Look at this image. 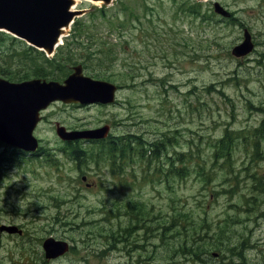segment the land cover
<instances>
[{"label":"rangeland","instance_id":"374dc122","mask_svg":"<svg viewBox=\"0 0 264 264\" xmlns=\"http://www.w3.org/2000/svg\"><path fill=\"white\" fill-rule=\"evenodd\" d=\"M214 1L229 12H236V17L252 29L258 44L252 58L264 64V0L202 2L210 3L213 11ZM146 7L151 11L144 18ZM101 8L103 5L87 0L75 2L71 10L83 12L75 17L55 56L72 54L77 64L87 65V75H97L98 79L109 75L113 80L110 82L120 85L122 91L117 95V104L103 108L52 105L42 114L45 119L36 133L49 153L66 149L56 135L54 123L57 122L68 128L108 125L107 138L111 134L130 133L153 138L167 133L176 137L181 151L192 148L201 155L210 154L209 143L223 134L227 124L237 130L261 125L264 114L253 107L264 106V76L260 74L264 71L243 61L235 63L231 58L232 49L243 41L241 30L231 28L219 16L217 20L221 22L206 24L184 14L180 16L172 0H115L103 12ZM137 16L140 21L136 20ZM109 51L115 53L111 64L105 56ZM9 151L0 147V153ZM244 153L237 150L234 155L235 170L241 168L244 182L239 184L236 194L228 196L222 193L215 196L210 190L222 192V187L228 186L224 185L225 174L221 169L205 191L194 174L182 181L177 179L169 188L165 183L159 186L142 182L138 172L131 188L118 189L120 181L108 168H103L107 189L91 192L69 184L67 179L74 177L76 171L65 156L54 155L43 160L42 167L38 166L34 172H31L33 167L24 170L3 167L0 227L11 224L29 233L21 238L1 232L8 235L0 239V264H42V244L50 237L71 240L77 251L48 264H84L87 260L90 264H190L171 252L174 239L167 240L168 247L162 246L161 240L153 238L154 232L148 234L140 229L128 238L135 246H125L108 242L105 229L117 232L129 226L131 216L127 214L126 204L130 200L149 206L156 215L169 217L172 198L178 208L202 216L205 210L211 223L216 224L226 216L229 205L238 202L237 194L249 191L251 180L246 177L248 172L243 171L246 165L242 166L249 157ZM50 160L56 163L51 164ZM260 162L258 172H263L264 162ZM229 200L233 202L229 204ZM112 209L114 214H108ZM257 216V220L246 222L253 232L248 264H264V258H259L264 252V215ZM101 250L103 255L99 253Z\"/></svg>","mask_w":264,"mask_h":264},{"label":"trees","instance_id":"16d2710c","mask_svg":"<svg viewBox=\"0 0 264 264\" xmlns=\"http://www.w3.org/2000/svg\"><path fill=\"white\" fill-rule=\"evenodd\" d=\"M172 1L177 5L176 14L200 20L201 24L228 21V18L224 19L212 11L210 3L196 0ZM146 8L144 18L151 11ZM103 16L106 17V14ZM217 16L222 20H217ZM136 20L140 21V18L137 16ZM105 56L111 64L115 53L109 51ZM76 61L72 54L47 58L43 52L24 41L0 31V77L10 81L23 82L34 78L60 81L70 74L72 65H77ZM103 80L113 81L109 75H103ZM249 104L253 105L251 101ZM253 109L264 114V106L260 104ZM67 149L68 153H80L73 147ZM209 149L210 154L202 155L192 148L187 152L181 151L176 137L167 133L153 138L143 133H130L103 139V168H108L113 177L120 181L118 189L131 188L135 184V173L138 172L142 182L159 186L165 183L169 188L177 179L182 181L194 174L206 191L212 185L213 176L221 169L225 174L224 185L229 187H222V192L210 190L215 196L221 193L233 195L239 189V184L244 182L241 179V168L235 170L234 155L237 150L245 152L249 157L248 163L242 166L246 165L243 171L248 172L246 177L251 180L249 191L237 194L238 202L229 205L226 216L214 225L205 210L202 216L181 206L178 208L175 198L171 199L172 214L169 217L156 215L148 209L149 206L130 200L126 204L127 214L131 216L129 226L121 227L117 232L105 229L107 241L135 246V242L129 243L128 238L131 233L144 229L148 234L154 232L153 238L161 240L162 246L168 247L167 240L174 239L176 242L171 245V252L181 255L190 264H248L249 249L253 247V232L248 229L246 222L253 218L257 220L258 213L264 215V171L258 172L261 169L260 161L264 162V122L257 128L239 130L229 123L223 134L209 143ZM252 166L255 167L251 171ZM232 202L229 200V204ZM113 210H109L108 214H114ZM251 214L255 217H250ZM131 224L137 226L131 228ZM261 255L259 258L263 259L264 252Z\"/></svg>","mask_w":264,"mask_h":264},{"label":"water","instance_id":"95a60500","mask_svg":"<svg viewBox=\"0 0 264 264\" xmlns=\"http://www.w3.org/2000/svg\"><path fill=\"white\" fill-rule=\"evenodd\" d=\"M94 1H102V5L106 7L115 0ZM75 2V0H0V31L43 51L47 57L53 56L59 47L58 41L63 30L66 27L70 29L75 17L83 12L71 10ZM213 8L222 18L230 17V12L219 2H214ZM250 38L251 36L246 35L245 40L233 49L232 54L235 57L240 58L251 52L253 44ZM118 92L116 84L86 76L82 65L73 67L72 73L63 83L46 79L12 82L1 77L0 143L24 152L36 153L39 150V140L34 132L41 122V113L51 104L62 102L111 105L116 102ZM109 131L108 125L86 131H69L65 126L56 125V135L64 142L107 139ZM0 232L20 236L23 234L15 225H3ZM69 249L70 244L64 240L50 237L43 242V250L49 260L64 256Z\"/></svg>","mask_w":264,"mask_h":264},{"label":"flooded vegetation","instance_id":"af4514ba","mask_svg":"<svg viewBox=\"0 0 264 264\" xmlns=\"http://www.w3.org/2000/svg\"><path fill=\"white\" fill-rule=\"evenodd\" d=\"M227 22L231 28H234V29L238 28L239 30L242 31L243 41L245 40L246 35L251 36L250 41L253 44V49L251 50V52H249L247 55L240 57V58L235 57L232 54V51L236 46L240 45L243 41L240 44L236 45L231 51L232 61L235 63H238L239 61H243L244 64L247 63V65L251 68H258V69H261L262 71H264L263 61L257 60V62H256L255 61L256 59L254 60L252 58V56L257 53V48H258V44L255 40L256 36L252 32V29L246 24V22L244 20L238 19L236 17V12H230V17L228 18ZM79 64H82L83 69H84V74L87 75L85 73V68L87 69V65L85 63H79ZM256 65H257V67H256ZM258 69H257V72H259ZM71 73H72V71L70 72V74ZM260 74L262 76H264V72H262ZM87 76H89V75H87ZM91 77L94 79L103 81V79H98L99 77L97 75L91 76ZM66 78H64L63 80H60L59 82L63 83ZM55 81H58V80H55ZM263 85H264V83H263ZM121 91H122L121 86H119V92H121ZM118 93H117V95H118ZM55 104L74 105L77 107H85V108H93V107L94 108H103V107H105V105H103L102 103H93V104H88V105H82V104H64L62 102H56V103H53L52 105H55ZM114 104H117V103H114ZM107 106H110V105H107ZM44 119H45V116L43 115L40 124L44 121ZM263 122H264V116L261 117V125L263 124ZM40 124L38 125V127L36 128V130L34 132L35 137L39 140V150L36 153H29V152H24V151L18 150V149H12L3 143H0V147H7L11 151V152L9 151V153H0V169H2L3 167H5V169H6V167H9V168H14L16 170H19V169L24 170L25 168L33 167L31 169V172H34L35 170H37L38 166L42 167L43 160L51 159V157L54 155L55 156H65L67 158V160L74 165L75 171H76L74 177H70L67 179L69 181V184L72 187L84 188L86 191H91V192H94V190H97V189L103 190V187H107L106 182L103 180V139H101V140H75V141H70V142H63L62 145H64L66 148L73 147V148H75V150L80 151V153H68L69 152L68 149L66 150L65 148L62 151L58 149L60 153H49L48 149H44V147H42V145H41L42 139L38 138L36 135ZM54 124H55V126H56V124L62 125L59 122L54 123ZM62 126H64V125H62ZM102 127L103 126H95V127H89V128H81V127H73V128L66 127V128L69 131H84V130L98 129V128H102ZM111 131H112V128H111ZM54 151L57 152L56 149H54ZM50 163L55 164L56 162L53 160H50ZM1 175H2V170L0 171V176ZM6 175H9V174H6ZM100 203L103 204V201H100ZM8 225H11V224H8ZM18 227L20 229H22L23 234L21 236L18 234H16V235L20 236L21 238L26 237V235L29 232H27L26 229H24L23 227H20V226H18ZM76 227H78V226H76ZM73 229H75V228H73ZM7 235L8 234H6V233L0 232V239H2V236H7ZM16 235H8V236L12 237V236H16ZM57 240H59V239H57ZM67 242L70 244L69 252L66 253L64 256H61L59 258L49 260L46 258L45 252L43 250L44 258L41 259L42 264H48V263L58 261L60 259H63L67 255L73 254L74 252H76L77 251L76 245H74V243L71 240H69ZM42 248H43V244H42ZM99 253H101V255H103L102 250L99 251ZM30 264H32V263H30ZM84 264H90V263L87 260V261H84Z\"/></svg>","mask_w":264,"mask_h":264},{"label":"bare ground","instance_id":"6f19581e","mask_svg":"<svg viewBox=\"0 0 264 264\" xmlns=\"http://www.w3.org/2000/svg\"><path fill=\"white\" fill-rule=\"evenodd\" d=\"M76 1V3H77V0H75ZM87 1H89V2H91V3H93V4H103V2L102 1H94V0H87ZM71 27H72V25H71ZM71 27H70V29H71ZM69 29V27H66L63 31V33L61 34V36H60V39H59V41H58V46H61V45H63V42H64V39H65V37H66V35L69 33V31H70V29ZM65 32H67L66 34H64Z\"/></svg>","mask_w":264,"mask_h":264}]
</instances>
